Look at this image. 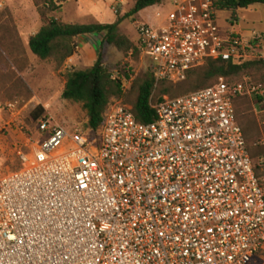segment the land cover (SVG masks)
Returning a JSON list of instances; mask_svg holds the SVG:
<instances>
[{
  "label": "built area",
  "instance_id": "obj_1",
  "mask_svg": "<svg viewBox=\"0 0 264 264\" xmlns=\"http://www.w3.org/2000/svg\"><path fill=\"white\" fill-rule=\"evenodd\" d=\"M170 5L161 25L137 27L157 86L209 61L264 60V36L222 26L216 0ZM255 97L264 85L220 78L165 96L149 124L118 99L98 130L32 120L19 167L0 173V264H253L264 256V159L250 152L238 102Z\"/></svg>",
  "mask_w": 264,
  "mask_h": 264
},
{
  "label": "rangeland",
  "instance_id": "obj_2",
  "mask_svg": "<svg viewBox=\"0 0 264 264\" xmlns=\"http://www.w3.org/2000/svg\"><path fill=\"white\" fill-rule=\"evenodd\" d=\"M171 0L160 6L142 11L134 18L126 15L134 8L136 0H0V173H8L19 167L17 146L26 148L30 138H36L37 126L32 121V112L38 107L44 115L67 131H73L89 122L81 103L65 100L63 93L67 77L74 71L90 69L97 61L98 52L104 56L105 67L114 78H122V70L131 77V91L116 98L133 105L137 95L132 90L135 80L150 72L148 61L141 53L120 51L106 44L102 36H84L74 40L75 54L61 61L56 54L41 60L30 49V39L50 20L56 19L65 25L114 24L123 20L120 35L137 44L139 25L159 26L164 17L173 10ZM161 13L163 18H157ZM222 26L233 20L238 25L249 26L264 36V5L253 6L237 12H219ZM237 31L239 26L236 27ZM246 78L264 85V70L228 81ZM214 81L213 83H215ZM212 83V84H213ZM161 85L157 86L156 96ZM187 88H175V93L187 94ZM17 104L15 112L6 109L7 104ZM238 117L242 125L253 158L264 159V99H242L238 102ZM68 148H65L67 150ZM264 177V170L260 171ZM253 264H264V256Z\"/></svg>",
  "mask_w": 264,
  "mask_h": 264
},
{
  "label": "trees",
  "instance_id": "obj_3",
  "mask_svg": "<svg viewBox=\"0 0 264 264\" xmlns=\"http://www.w3.org/2000/svg\"><path fill=\"white\" fill-rule=\"evenodd\" d=\"M164 1L166 0H136L134 8L124 19L134 18L144 10L160 6ZM216 4L219 11L235 13L253 6L264 5V0H216ZM124 19L118 20L114 24L91 25H65L52 19L30 39V49L41 60H47L59 54L63 62L75 54L74 40L76 38L102 36L106 44L115 46L120 51L141 53L136 44L134 45L128 38L120 35L119 27ZM256 70H264V60H254L242 64L222 60L209 61L204 67L191 71L187 80L181 84L159 83L158 85H161L159 96L155 94L157 84L154 74L150 70L143 78L135 80L132 86V90L137 95L132 105L133 112L140 122L152 123L156 120L153 104L162 102L165 96L181 97L210 87L220 78H236ZM121 73H123L122 78L114 79L113 74L105 67L104 56L100 51L92 68L74 71L68 75L63 97L65 100L83 105L88 115L90 129L98 130L104 122V114L111 101L129 92L124 91L123 82L131 81V77L126 70H122ZM214 81L216 82L213 83ZM183 87L189 90L185 91L187 94L174 92L175 88ZM254 99L259 103L262 98L255 97ZM31 116L32 120L37 123L45 118L44 109L38 107Z\"/></svg>",
  "mask_w": 264,
  "mask_h": 264
},
{
  "label": "crops",
  "instance_id": "obj_4",
  "mask_svg": "<svg viewBox=\"0 0 264 264\" xmlns=\"http://www.w3.org/2000/svg\"><path fill=\"white\" fill-rule=\"evenodd\" d=\"M239 26V32L246 38H251L256 32L254 30H251L249 26H244V25H238Z\"/></svg>",
  "mask_w": 264,
  "mask_h": 264
}]
</instances>
